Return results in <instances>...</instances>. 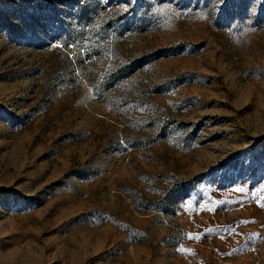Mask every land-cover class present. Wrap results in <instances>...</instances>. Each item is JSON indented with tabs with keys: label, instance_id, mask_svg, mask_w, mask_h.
<instances>
[{
	"label": "rangeland",
	"instance_id": "obj_1",
	"mask_svg": "<svg viewBox=\"0 0 264 264\" xmlns=\"http://www.w3.org/2000/svg\"><path fill=\"white\" fill-rule=\"evenodd\" d=\"M0 264H264V0H0Z\"/></svg>",
	"mask_w": 264,
	"mask_h": 264
}]
</instances>
